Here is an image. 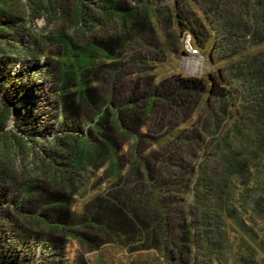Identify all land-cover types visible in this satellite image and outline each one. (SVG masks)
<instances>
[{"label":"trees","instance_id":"16d2710c","mask_svg":"<svg viewBox=\"0 0 264 264\" xmlns=\"http://www.w3.org/2000/svg\"><path fill=\"white\" fill-rule=\"evenodd\" d=\"M47 1L48 8L54 9L57 0ZM193 1L199 5L203 17L189 16L184 0H176L179 33L188 32L201 49L210 45L211 59L217 55L221 59L235 57L236 60L210 72L208 77L173 76L165 79L149 94L133 88L125 106L115 112L111 111L109 102L102 103L97 114L102 121H91L95 110L91 85L80 86L79 92H75L77 101L74 92L61 94L65 100L59 130L65 128L71 133L67 134V142L60 137L48 139V146L42 148L40 154L42 165L48 166L46 173L58 189L39 185L37 179L40 178L37 177L22 183L23 194L19 198L14 196L8 200L10 192L5 188L10 185L6 182L10 174H3L0 170V264H74L68 256L69 245L83 240L88 246L94 243L91 237L80 232L79 227L83 225L70 210L69 201L83 178L81 169L86 163L82 158L84 156L88 161L92 153L89 149L91 133L95 130L105 134L103 131L107 128L103 122L110 112L113 113L112 123L120 134L131 136L136 156L145 136L139 132L142 123L152 120L158 127L165 122L170 126L178 113L185 115L188 107H197L202 100L214 130L224 128L222 122L233 120L230 130L215 136L216 131L207 128L210 133L207 139V129L195 125L191 130L165 138L159 149L138 161L146 175V185L138 193L125 185V178L116 168L119 161L112 159L111 162L110 158L109 170L114 174L113 182L118 188L110 189L96 199L91 219L99 217L97 221H102L100 231L106 236L111 235L118 221H123L126 226L128 221H132L129 226L137 221L140 228L136 232L138 240L150 246L159 243L172 262L214 264L221 261V249L224 242L228 243V234L219 208L223 204L224 208L227 207L224 214L232 217L238 215L232 201L238 194L246 201L254 200L251 204L253 212L261 205L260 199H264V50L240 56V52L264 44V0ZM28 2L41 8L38 0ZM120 4V0H75L74 18L83 35L96 27L106 26L116 16L119 19L117 29L111 34L106 32L104 40L89 36L83 44L65 38L60 40L61 56L64 57L57 58L56 63L64 85L77 77L98 73L101 69L98 61L112 60L125 52L127 45L138 39L139 32L151 33V19L146 10ZM154 11L164 30L169 29L171 17L159 16L158 9ZM20 19L19 14L0 6V88L16 105L18 127L40 135L52 129L54 123L39 118L37 110L49 107L48 113L58 117L60 107L58 102L52 105L46 101L48 91L53 93L52 86L47 90L32 78L14 73L13 69L22 61L26 63L39 55L36 42H32V35L20 26ZM111 71L109 69L108 73ZM54 72L48 69V77L53 78ZM230 75L242 82L240 92L233 89L231 82L228 83ZM68 95L74 103L70 112L66 110L70 104ZM142 103L145 105L141 106ZM80 106L87 109L89 115L85 129L77 126L74 120ZM7 112H0V127L8 118ZM126 118L136 124L131 130L132 135L125 126ZM14 137L23 149L27 138ZM109 137V134L103 139L94 137L96 150H113L115 144ZM42 139L41 135L32 141L46 143ZM254 142L258 143L255 145ZM157 160L159 162L155 163ZM193 160L199 162L191 168L182 165ZM152 162L159 168L153 169ZM133 169L138 172L136 167ZM251 181L253 184L249 185L252 187L247 186ZM33 194L38 199L47 195L48 199L43 204L39 200L37 203L32 200Z\"/></svg>","mask_w":264,"mask_h":264},{"label":"rangeland","instance_id":"374dc122","mask_svg":"<svg viewBox=\"0 0 264 264\" xmlns=\"http://www.w3.org/2000/svg\"><path fill=\"white\" fill-rule=\"evenodd\" d=\"M38 2L41 8L29 5L28 0H0V6L21 16L20 26L32 35V42H36L39 51L38 58L30 59L26 63L22 61L20 66L17 65L16 69H13L14 73L22 77L32 78L37 84H42L47 90L52 86L53 93L51 94L48 91L45 96L46 101L52 105L58 102L60 107L58 109V117H56V114L51 115L48 113L49 107L37 110L36 114L39 115V118L44 119L46 123L53 121L54 127L49 129L48 132L39 133L40 135L31 134L18 127L15 112L16 105L6 97L4 89L0 88V112L1 110L8 111V118L5 124L0 127V134H3L0 136V170L3 174H10V177L6 180L10 185L5 188L10 192L8 200L14 196L16 199L19 198L23 194L20 189L22 183L37 177L40 178L37 179L39 185L49 189H58V185L46 173L45 170L48 169V166L42 165L40 154L42 148L48 146V139L52 140L60 137L67 142V134L71 133L69 129L59 130L64 118L63 102L65 99L61 94L67 95L70 92H74V100L77 101L76 94L79 92L80 86L83 84L91 85L94 88L92 101L95 108L91 121H102V119L97 117L102 108V103L109 102L111 111L115 112L125 106V100L133 88H138L137 92L139 93L149 94L151 90L156 89L160 82L165 79L173 76L208 77L210 72L215 71L219 67L227 66L236 60L235 57L221 59L217 55H215V59H211V46L201 49L192 37H190V44L192 49L197 50L198 53L194 54L188 51L186 48V36L189 33L180 34L176 23V0H120V5L123 7H138L149 13L148 17H150L152 25L151 33L141 34L139 32L141 35L138 34V39L135 42L131 41L127 45L125 52L117 54L112 60L101 59L98 61L99 68H101L98 73L77 77L75 81L71 80L64 85V82H62L63 78L59 77L58 64L56 63L57 58L62 59L64 57L61 56L63 47L60 40L65 38L76 44H83L88 39V36L100 41L104 40L106 36L103 35L106 32L111 34L117 29L119 17L116 16L115 20H110L106 26L96 27L94 28L95 30L88 31L83 35L78 29L74 18L75 0H57L55 7H53L54 9L48 8L46 5L47 0H38ZM184 4L189 16L203 17L199 5L195 1L184 0ZM155 9L160 11L159 16L169 15L171 17L169 29L164 30L160 19H158L154 11ZM61 35H65V37H61ZM261 50H264V44L248 48L240 52V56L245 57ZM190 59H199L202 62L200 72L192 73L188 70L185 63L186 60ZM48 69L55 71L53 78L48 77ZM109 69L112 71L108 73ZM229 82L232 83L231 85L235 91L240 92L242 90V82L236 81L235 77H229ZM75 92L77 93L75 94ZM66 97L70 100L66 110L70 112L74 103L69 95ZM143 105L145 103H142L141 106ZM191 107L190 109L188 107L185 115L182 112L178 113L170 122L172 124L170 126L165 122L158 127L152 120L142 123L139 132L145 136L141 139V146L138 148L136 156L134 155V143L131 140V136L128 134L121 135L120 131L114 127L112 123L113 113L110 112L108 119L104 121L105 123L103 122L107 128L103 132L109 134L110 137L108 139L115 144L113 150L104 152L101 148L96 150L94 137L98 136L103 139L105 134H99L95 130L92 131V141L89 146L92 153L88 157V161L86 157L83 156L82 158L83 162L86 163L84 168L81 169L83 178L81 177V181L76 185V190L72 193L69 203L70 210L75 214V218L80 220L83 225L79 227L80 232L89 238L91 237L94 243L88 246L85 240L83 242L73 241L69 245L68 252L72 263L179 264L176 261L172 262L166 256L159 243H154L150 246L146 242L138 240L136 232L140 231V228L137 221L133 222L131 226L129 224L132 221H128L127 226L123 221H118L116 223L117 227L112 228L111 235L106 236L104 231H100L99 225L102 221H97L99 217L96 220L91 219V217L94 214L96 199L99 196H103L110 189L112 191V189L118 188L113 182L114 174L109 170L110 158L111 162L112 159L119 161L116 168L125 178V185L127 184L126 186L131 190L134 188L137 191L136 193H138L146 185L145 170L138 161L145 158L149 152L159 149L164 144L165 138H168V136L171 138L184 130H191L195 125L204 126L202 128H208L211 131L214 130V126L210 125L211 118L203 107V100L199 106ZM76 114L74 120L76 119L77 126H82L85 129L89 124L87 109L80 106L76 110ZM67 115L72 118L70 114L67 113ZM232 122L233 120H230L229 123L226 121L222 122L224 128L214 130L216 131L215 136L227 132L228 129L230 130ZM135 125V123L130 122L126 118L125 126L128 127L127 129L131 135L133 134L131 130L135 128ZM208 129L207 132L204 131L207 134V139L210 138ZM15 135L27 138L23 149L19 146L17 137H14ZM41 135L44 138L42 140H45L44 142L46 143L40 144L32 141L40 138ZM159 156H161V153H159ZM156 162L159 161L157 160ZM198 162V160H193L184 162L182 165L191 168ZM155 163H151L153 169L159 168V165ZM135 167L138 172L133 169ZM249 184H253V182L247 183V186L252 187ZM254 190L256 191L257 189ZM191 196L189 197L190 200ZM32 198L34 202L40 203L38 202L39 200L42 203L48 199V196L41 195L38 199L33 194ZM232 201L238 215L226 216L223 210H226L227 207L224 208L223 204L222 208L220 207L218 210L226 224L228 243L224 242L222 246L221 261L219 263L216 261L214 264H264V205L261 202H264V199H260L261 205L256 207L255 212L251 210L253 199L246 201L245 198L238 194ZM241 203L244 207H241ZM244 208L248 211H245ZM123 218L120 217V219ZM128 220H130L129 217Z\"/></svg>","mask_w":264,"mask_h":264},{"label":"bare ground","instance_id":"6f19581e","mask_svg":"<svg viewBox=\"0 0 264 264\" xmlns=\"http://www.w3.org/2000/svg\"><path fill=\"white\" fill-rule=\"evenodd\" d=\"M185 64L188 70L192 73L200 72L202 66V62L199 59L186 60Z\"/></svg>","mask_w":264,"mask_h":264},{"label":"built area","instance_id":"2783aa9c","mask_svg":"<svg viewBox=\"0 0 264 264\" xmlns=\"http://www.w3.org/2000/svg\"><path fill=\"white\" fill-rule=\"evenodd\" d=\"M190 34H188L187 36H186V48H187V50L188 51H190V52H192V53H194V54H197L198 52H197V50H193L192 49V46H191V44H190Z\"/></svg>","mask_w":264,"mask_h":264}]
</instances>
